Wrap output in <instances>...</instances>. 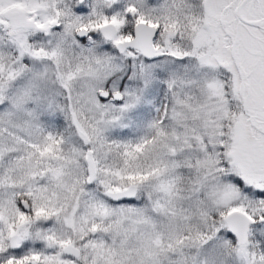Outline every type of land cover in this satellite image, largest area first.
Listing matches in <instances>:
<instances>
[{
  "label": "snow or ice",
  "instance_id": "obj_1",
  "mask_svg": "<svg viewBox=\"0 0 264 264\" xmlns=\"http://www.w3.org/2000/svg\"><path fill=\"white\" fill-rule=\"evenodd\" d=\"M0 264H264V0H0Z\"/></svg>",
  "mask_w": 264,
  "mask_h": 264
}]
</instances>
